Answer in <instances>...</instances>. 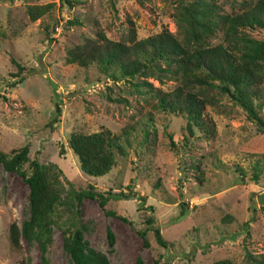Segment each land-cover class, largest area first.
<instances>
[{
	"label": "rangeland",
	"instance_id": "1",
	"mask_svg": "<svg viewBox=\"0 0 264 264\" xmlns=\"http://www.w3.org/2000/svg\"><path fill=\"white\" fill-rule=\"evenodd\" d=\"M76 1L0 0V149L10 156L28 144L21 169L30 173V162L38 160L58 190L44 252L37 238H21L16 247L9 225L29 217L28 185L0 164V264H72L64 237L76 228L84 248L103 253L110 264H264V134L242 106L218 87H205L213 102L204 113L215 133L192 126L190 134L186 115L155 96V89L179 84L175 62L156 60L127 76L116 66L104 71L66 58L67 49L101 33L127 42L164 28L177 32L179 11L188 4L203 22L237 12L244 0ZM28 5L44 10L31 20ZM252 35L264 40V32ZM220 39L217 32L212 42ZM16 63L24 70L18 73ZM261 100L264 118V88ZM101 128L126 129L127 139L110 170L92 176L81 170L68 141L73 132ZM89 188L135 196L110 194L101 208L87 196L78 199ZM138 195L145 197L142 206ZM151 215L166 247L147 228Z\"/></svg>",
	"mask_w": 264,
	"mask_h": 264
},
{
	"label": "trees",
	"instance_id": "2",
	"mask_svg": "<svg viewBox=\"0 0 264 264\" xmlns=\"http://www.w3.org/2000/svg\"><path fill=\"white\" fill-rule=\"evenodd\" d=\"M61 1L69 5L78 2ZM27 10L30 19L34 20L42 14L44 6L28 5ZM194 11L192 4L183 6L182 11H179L182 18L177 23V32L164 28L141 39L129 38L127 42L109 39L101 33L67 49L66 58L80 66L95 63L104 71L116 66L127 76H133L156 60L167 65L175 62L180 73L179 84L171 91L155 89V96L163 107L186 115V127L190 134L193 133L192 126L202 129L210 136L215 133L214 122L204 113L206 103L213 102V96L207 94V86H216L227 93L246 111L257 131L264 134V118L257 110L263 104L264 40L252 35L253 32H264V0H244L237 12L211 16L203 22L195 19ZM217 32L221 33V39L212 42ZM16 65L18 73L24 70L19 63ZM59 114L60 109L57 108L56 117ZM126 139V129L116 133L101 128L90 133L73 132L68 144L77 156L81 170L89 175L99 176L110 170L115 155L123 152L121 143ZM28 150L29 145L25 144L7 156L0 149V164L3 168L17 170L28 185L29 217L21 226L15 221L11 222L8 236L11 244L16 247L20 245L21 238L27 241L37 238L44 252L45 241L54 223L58 190L48 179L38 160L30 162V173L21 169L22 163L27 160ZM110 194L119 198L135 196L112 191L105 195L89 188L77 197L79 200L83 196L92 198L104 208ZM261 196L264 204V192ZM137 198L142 206L145 197L138 195ZM255 206V201L252 200L251 211L255 210ZM149 209L152 211L153 207L149 206ZM119 217L125 220L123 216ZM146 222L147 228L153 231L156 242L166 247L167 242L159 227L154 225V217L151 215ZM140 235L147 244L145 231H141ZM64 239L72 264H110L103 253L84 248L79 228L71 231ZM211 264L232 262L221 259Z\"/></svg>",
	"mask_w": 264,
	"mask_h": 264
}]
</instances>
